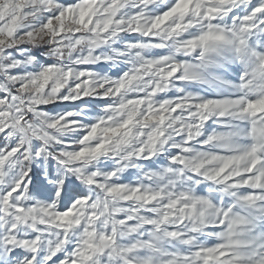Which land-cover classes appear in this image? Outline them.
Returning <instances> with one entry per match:
<instances>
[{
  "label": "snow or ice",
  "instance_id": "obj_1",
  "mask_svg": "<svg viewBox=\"0 0 264 264\" xmlns=\"http://www.w3.org/2000/svg\"><path fill=\"white\" fill-rule=\"evenodd\" d=\"M0 264H264V0H0Z\"/></svg>",
  "mask_w": 264,
  "mask_h": 264
}]
</instances>
